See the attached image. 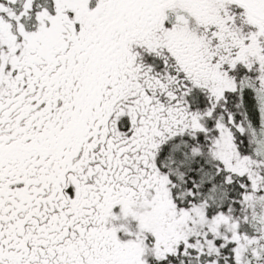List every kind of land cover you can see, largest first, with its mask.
Returning a JSON list of instances; mask_svg holds the SVG:
<instances>
[{"label": "snow or ice", "instance_id": "6c2138e0", "mask_svg": "<svg viewBox=\"0 0 264 264\" xmlns=\"http://www.w3.org/2000/svg\"><path fill=\"white\" fill-rule=\"evenodd\" d=\"M0 264H264V0H0Z\"/></svg>", "mask_w": 264, "mask_h": 264}]
</instances>
